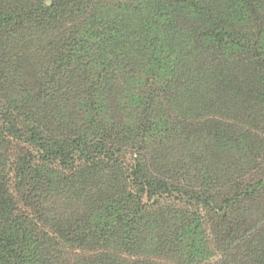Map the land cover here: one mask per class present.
<instances>
[{
	"label": "trees",
	"instance_id": "1",
	"mask_svg": "<svg viewBox=\"0 0 264 264\" xmlns=\"http://www.w3.org/2000/svg\"><path fill=\"white\" fill-rule=\"evenodd\" d=\"M0 264H264V0H0Z\"/></svg>",
	"mask_w": 264,
	"mask_h": 264
}]
</instances>
